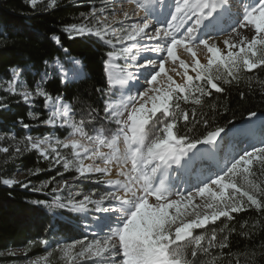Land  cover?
Masks as SVG:
<instances>
[{"label": "snow or ice", "instance_id": "snow-or-ice-1", "mask_svg": "<svg viewBox=\"0 0 264 264\" xmlns=\"http://www.w3.org/2000/svg\"><path fill=\"white\" fill-rule=\"evenodd\" d=\"M28 3L36 8L44 0ZM56 6L57 0H47L44 10ZM226 18L231 23L221 48L211 33L225 32ZM62 31L70 40L92 36L108 46L107 87L95 89L103 103L77 110L62 96L46 91L43 81L32 90L13 78L4 91L19 95L25 103L43 98L48 115L41 122L67 133L63 139L26 136L13 155L35 151L50 168L61 165L66 172L74 171L73 181L94 180L107 187L81 199L70 194L66 202L56 197L46 205L85 216L102 215L83 225L85 232L92 230L91 237L56 241L46 255L25 264H242L232 254L231 236L249 235L247 221L238 227L229 222L249 211L264 218V138L251 150L233 149L235 154H227L221 164L214 152H201L197 146L215 148L223 127L200 137L187 133L194 132L196 125L209 124L208 114L197 113L206 97L223 93L224 85L239 83L245 73L264 71V0H124L112 7L105 0L104 6L82 12L78 22ZM49 39L68 56L61 35L52 33ZM179 50L189 54L191 61L181 58ZM198 50H206V63H201ZM68 59L71 70L59 61L43 62L46 69L56 70L62 84L83 74L81 61ZM116 60H123V67L114 64ZM260 85L264 87V81ZM210 107L215 112V106ZM0 153H9V148L0 147ZM205 160H213L215 168H197ZM40 171L28 170L29 175ZM173 172L182 183L193 175L196 182L181 190L170 181ZM57 175L62 174L57 171ZM0 183L30 186L15 174L0 178ZM48 186L45 182L32 190ZM71 187L69 180H62L51 191ZM259 223L264 225V219ZM36 243L29 242V247ZM244 264H255L254 256Z\"/></svg>", "mask_w": 264, "mask_h": 264}, {"label": "trees", "instance_id": "trees-1", "mask_svg": "<svg viewBox=\"0 0 264 264\" xmlns=\"http://www.w3.org/2000/svg\"><path fill=\"white\" fill-rule=\"evenodd\" d=\"M46 3L44 0V3L33 8L28 0H0V80L9 82L11 72L16 70L26 88L34 90L36 84L42 81L45 71L50 73L49 67L46 69L43 63L45 60H48L49 65L58 60L68 69L71 67L68 56H71L81 61L84 78L62 84L57 72L53 71L51 78L43 82L42 86L53 96H62L66 102L75 105L77 110L87 108L89 104L95 106L96 102L102 104L100 94L95 89L107 87L104 61L107 59L108 46L92 36L70 40L62 31L65 25L78 22L80 14L88 12L91 5L86 0H57L58 6L45 11ZM52 33L61 35L64 47L69 50L68 56L50 41ZM260 81H264V71L254 70L253 73L243 74L239 83L224 85L223 93L214 92L213 96L206 97L205 105L198 107L197 113L208 114L209 124L196 125L195 131L187 134L200 137L216 127H223L228 132L247 119L251 112L264 115V87ZM34 103L35 107L30 108L19 95L0 89V135L4 136L0 147L9 148V153H0V178H11L20 170L28 173L24 182H30L28 189L0 183V263L3 261L2 254L13 249H29L37 255L41 254L43 251L38 243L40 239L51 241V237H83L81 231L77 232V223L71 219L69 212L46 206L55 200L50 187L45 192L32 190L33 186L56 179L59 176L57 171L63 172L62 167L56 165L50 168L49 162L35 151L13 155L15 146L26 135L42 137L52 131L42 127L41 121L48 115L43 98L36 97ZM212 105L215 106V112L210 107ZM182 107L191 106L182 104ZM30 113L35 115L36 120L30 117ZM24 124L29 127L24 128ZM189 126H192L191 114ZM179 127L181 134H184L186 130L183 121H180ZM55 132L61 139L67 135L66 131L58 129ZM36 168L41 169L40 173L29 175L28 170L34 171ZM33 201H44L45 204H35ZM262 219L255 211H249L229 222L238 227L247 221L246 230L249 235L234 233L231 236L232 254L238 256L242 264L253 256L255 264H264V225L259 223ZM217 224L223 226L219 222ZM31 241L37 243L29 247Z\"/></svg>", "mask_w": 264, "mask_h": 264}, {"label": "rangeland", "instance_id": "rangeland-1", "mask_svg": "<svg viewBox=\"0 0 264 264\" xmlns=\"http://www.w3.org/2000/svg\"><path fill=\"white\" fill-rule=\"evenodd\" d=\"M47 1V0H46ZM75 1H82V0H75ZM86 2L87 3H89L90 5H91V8L92 7H97V8H99V7H102V6H104V4H105V0H86ZM106 2H107V4H108V6L109 7H112L113 5H119V4H121V3H124V0H106ZM245 2H247V0H245ZM126 6V5H125ZM226 22L224 21L223 23H222V27L223 26H225L226 24V27H228L226 30H225V32H213V33H211V35H212V37L217 41V43H218V46L219 47H221V48H223L224 46H223V43H222V41H223V39L225 38V35L227 34V31L229 30V26L228 25H230V23H226ZM225 29V28H224ZM245 34H247V31L245 30ZM207 52H206V50H204V51H201V50H198V56L200 57V58H202V59H200V61H201V63H206L207 62ZM181 58H183V59H185L186 61H188V62H190L191 61V57H190V55L189 54H184ZM58 60H55L54 61V63L53 64H51V65H54L56 62H57ZM61 63V62H60ZM114 64H116V65H119V66H121V67H123V64H124V62H123V60H116L115 62H114ZM72 68V67H71ZM49 69H50V73L48 72V75H47V77H45L44 75L42 76V81L43 82H45L47 79H50L51 78V73L53 72V71H56L54 68H52V67H49ZM68 70H71L70 68L68 69ZM114 71H119V68H114ZM14 73H17L18 75H16L15 77H14ZM190 74H193V73H191L190 72ZM13 78H15V79H17V80H19L20 81V83L23 85V87L24 88H26V85H25V82H24V80L22 79V77H21V75H20V73L18 72V71H12L11 72V74H10V81L13 79ZM175 79H177V81H178V77H174ZM9 81V82H10ZM180 81V80H179ZM178 81V82H179ZM9 82H6V81H4V80H0V89H5L6 87H7V85H8V83ZM10 93V92H9ZM11 94H13V93H11ZM16 95V94H15ZM36 99V97L30 102V103H25L27 106H29L30 108H34L35 107V103H34V100ZM23 100V99H22ZM24 101V100H23ZM46 109V108H45ZM46 111H47V114H48V109H46ZM30 117L33 119V120H36V117H35V115L33 114V113H30ZM258 117V119L260 118V122H261V126L262 125H264V118H262V117H259V116H257ZM248 118H250V116L248 117ZM247 118V119H248ZM247 119H245V120H247ZM244 120V121H245ZM240 126V125H239ZM238 126V127H239ZM42 127L43 128H49V129H51L52 131L48 134V135H45V136H50V137H58V135L56 134V132H55V129H57V128H54V127H52V126H50V125H46V124H43L42 125ZM238 127H236L235 129H233L232 131H228L227 132V134H226V136L223 138V140H221V141H219V143H220V145L219 146H221L222 148L221 149H219L218 150V157H219V160H220V162H221V164H223V162H224V158H225V156L227 155V154H229V153H233L234 151H227V148H225V145L227 144V142L229 141V140H231V139H229L230 138V136L232 135V132L233 131H236L237 129H238ZM263 127L264 126H262L261 128H262V130H259L258 132H259V139H258V142H259V144H260V140L262 139V138H264V133H263ZM58 130H60V131H65L64 129H58ZM26 132H27V134H28V130L26 129L25 130ZM242 135H244V136H246V140H248L249 138H250V135H247V134H244V133H242V132H239V134L236 136V138L234 139V145L237 147V143H238V140H239V138L241 139V140H243V137L241 138V136ZM0 136H3V135H0ZM26 136H30L29 134L28 135H26ZM227 136H228V138H227ZM33 137V136H32ZM43 137V136H42ZM42 137H33V138H42ZM9 139L8 140H10V137H8ZM227 138V139H226ZM12 139V138H11ZM226 139V140H225ZM241 140H239V142L241 141ZM245 140V141H246ZM8 142V141H7ZM6 142V143H7ZM1 143H3V140H0V144ZM244 143V142H243ZM242 143V146H241V149H244V145L245 144H243ZM257 143H255L254 145H256ZM259 144H257V145H259ZM11 145L14 147L15 145L13 144V143H11ZM218 146V147H219ZM10 147V146H9ZM61 151L62 152H64V153H67L68 152V150H64V149H61ZM86 163H87V161H86ZM61 166V165H60ZM62 167V166H61ZM208 167H211V164L210 163H208L207 164V162H205L204 164H200V163H198L197 164V168H205V169H207ZM61 170L63 171V172H60L62 175H59L56 179H54L53 181H51V182H48V181H45V182H48L49 183V186L48 187H50L51 189L52 188H59L60 187V182L62 181V180H69L70 182H71V184H72V187L70 188V189H68V188H65V189H62L61 191H59V192H57V193H52V191L50 192V193H52V195H53V198L55 199L56 197H59L60 199H61V201L62 202H66V200L70 197V194H71V197L72 198H75V199H81L82 198V196L84 195V194H88V193H91V192H97V193H100V192H102V191H104L105 189H106V185H104V184H97V183H95V181L94 180H83V179H81V180H79V181H73L72 180V176H74L75 175V172L74 171H64V169L63 168H61ZM15 178L16 179H18V180H20V181H22V182H24L26 179H27V177H28V173L27 172H24V171H20V170H18V171H16L15 173ZM13 174V175H14ZM13 177V176H12ZM11 177V178H12ZM192 177L190 176V178H188V180H190ZM188 180H186V182H184V184H180L179 185V187H180V189L181 190H183V189H185V188H183L184 187V185H186L187 184V181ZM170 181H171V179H170ZM196 182V180H195V176L193 175V180H192V182ZM45 182H43V183H45ZM194 182V183H195ZM186 183V184H185ZM191 183V182H190ZM194 183H192V184H194ZM42 184V183H41ZM41 184H38V185H36V186H33V187H40L41 186ZM191 185V184H190ZM47 187V188H48ZM47 188H45L43 191H40V192H45V190L47 189ZM48 193V192H47ZM200 201L199 200H197L196 201V203H199ZM64 210H65V212H69L70 214H71V219L73 220V221H75L76 223H77V225H75V228H76V230H77V232L79 231H81V234L83 235V236H85V235H87V236H89V237H91V235H92V230H89L88 232H85L84 231V229H83V225L85 224V223H88V224H91V221L94 219V218H97V217H100L102 214H99V213H89V214H87V216H85L84 214H81V213H76V212H72V211H70L68 208H63ZM80 238H83V237H80V236H76V237H73V238H69V237H63V238H60V237H57V238H53V237H51L50 239H52L51 241H49V244L48 245H40V249L43 251L41 254H39V255H37V254H35L33 251H30L29 249H28V251L27 252H25V250H23V249H13V250H10V251H7V252H5V253H3L2 254V258H3V261L0 263V264H25V261H27V260H30V259H35L36 257H38V256H42V255H46L47 254V252L48 251H51L53 248H55L56 247V241H60V242H64V241H71V240H73V239H80ZM54 259H55V257H54Z\"/></svg>", "mask_w": 264, "mask_h": 264}, {"label": "bare ground", "instance_id": "bare-ground-1", "mask_svg": "<svg viewBox=\"0 0 264 264\" xmlns=\"http://www.w3.org/2000/svg\"><path fill=\"white\" fill-rule=\"evenodd\" d=\"M226 23H231L230 20H228L227 18L224 20ZM223 21V22H224ZM225 23V24H226ZM227 25V24H226ZM223 26V28H225V30L228 28ZM229 26V25H228ZM178 54L182 57L184 53L182 50H179L178 51ZM199 59H202L198 56ZM114 70V68H113ZM180 80V77H178V81ZM261 122H260V118L258 119L257 116L255 117H251V118H248L247 120H245L239 127L236 131H233L232 132V135L230 136L227 144L225 145V148H227V151H233V149H236V146L234 145V139L236 138V136L239 134V132H242L244 134H247V135H250V138L248 140H246L243 144L244 145V149H249L252 145H254L255 143L259 144L258 142V139L260 138L259 137V132H258V129L260 130L261 128ZM263 130H264V127H263ZM220 143L219 141L216 143V146L215 148H213L212 146H209L207 145L204 149H200L201 152H214L215 153V156H216V159L219 160V157H218V150L221 149L222 147L219 146ZM219 146V147H218ZM205 162L210 163L211 164V167L212 168H215V163L213 160H205L202 164H204ZM201 164V163H200ZM201 164V165H202ZM176 175L177 173L173 172L171 174V182H173L175 185L179 186L180 184H184L181 182V180H176ZM188 178H190V176L188 177H184V181L186 182V180H188Z\"/></svg>", "mask_w": 264, "mask_h": 264}, {"label": "water", "instance_id": "water-1", "mask_svg": "<svg viewBox=\"0 0 264 264\" xmlns=\"http://www.w3.org/2000/svg\"><path fill=\"white\" fill-rule=\"evenodd\" d=\"M225 135V132L224 133H221V138ZM221 138H217V142L221 139ZM207 145H198L197 147L199 149H204Z\"/></svg>", "mask_w": 264, "mask_h": 264}]
</instances>
